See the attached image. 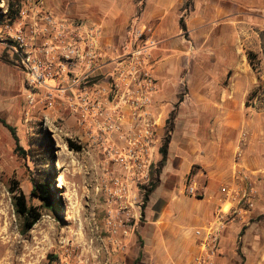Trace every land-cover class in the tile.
Instances as JSON below:
<instances>
[{"label":"crops","instance_id":"0c3cea01","mask_svg":"<svg viewBox=\"0 0 264 264\" xmlns=\"http://www.w3.org/2000/svg\"><path fill=\"white\" fill-rule=\"evenodd\" d=\"M190 1L184 8L188 0H45L57 18L98 29L105 47L123 44L133 28L152 29L158 41L152 68L161 123L184 89L174 106L159 185L137 228L144 261L151 256L154 264L193 261L199 251L194 230L213 222L229 202L234 165L250 179V173L264 171V109L251 108L255 97L264 100V0ZM0 64L20 72L16 64ZM173 166L176 175L168 173ZM168 177L178 194L165 191L153 202ZM186 187L198 196L185 194ZM235 228H224L215 264L230 263Z\"/></svg>","mask_w":264,"mask_h":264},{"label":"rangeland","instance_id":"374dc122","mask_svg":"<svg viewBox=\"0 0 264 264\" xmlns=\"http://www.w3.org/2000/svg\"><path fill=\"white\" fill-rule=\"evenodd\" d=\"M19 2L0 0V10L3 3L12 7ZM186 4L189 8L191 1ZM0 49V61L15 65L1 44ZM3 55L12 62L2 59ZM25 94L23 74L0 64V119L14 128L18 138L16 145L10 131L0 123V264H154L151 256L144 261L137 228L144 217L143 195L156 177L158 148L153 154L149 185L133 188L128 201L115 202L100 187L106 177L102 151L87 142L71 109L66 104L52 110L42 105L29 108ZM183 97L181 89L160 123V147L171 136L174 106ZM173 167L168 173L176 175ZM238 173L234 165L232 189L240 182ZM250 177L254 205L226 225L236 227L229 264H264V219L259 218L264 213V171L252 172ZM169 179L153 194V202L165 191L178 194ZM41 184L48 188V204L37 197L36 188ZM232 189L223 212L236 204ZM184 193L189 194L187 190ZM16 197H22L32 214L40 216L31 228L16 212ZM262 199L259 212L256 206Z\"/></svg>","mask_w":264,"mask_h":264},{"label":"built area","instance_id":"2783aa9c","mask_svg":"<svg viewBox=\"0 0 264 264\" xmlns=\"http://www.w3.org/2000/svg\"><path fill=\"white\" fill-rule=\"evenodd\" d=\"M0 14V44L23 74L28 107L52 110L64 102L71 109L87 142L102 151L106 177L100 187L115 202L128 201L133 188L147 187L161 128L152 68L158 41L152 29L133 28L123 44L105 47L98 29L57 18L45 0H20L12 7L3 3ZM251 108L264 109V100L255 97ZM240 156L238 149L236 158ZM238 172L240 182L232 189L236 204L194 230L199 251L190 264H215L226 225L253 207L252 181ZM186 190L191 195L196 191Z\"/></svg>","mask_w":264,"mask_h":264},{"label":"trees","instance_id":"16d2710c","mask_svg":"<svg viewBox=\"0 0 264 264\" xmlns=\"http://www.w3.org/2000/svg\"><path fill=\"white\" fill-rule=\"evenodd\" d=\"M184 8H187V4L184 5ZM0 17H1V14H0ZM181 26H182V28H184L183 24H181ZM248 58L250 59V63L253 66V55L251 53L248 54ZM2 59L6 60V61H11L10 59L6 58L5 55L2 56ZM0 123H2L3 126H5L10 131V133L12 134V137L15 141V144L18 145V138L15 136L14 128L9 126L8 124H5V122L1 119H0ZM169 141H170V138L166 137L163 144L159 148L160 159L157 163L156 177H155L154 181L152 182L150 188H148L143 195V204H142L143 208L142 209L145 208V206L148 202L149 196L152 194V192L159 185V175H160V173H161V171H162V169L165 166L166 161H167V152H168ZM151 169H153V165L151 166ZM151 175H152V173H151ZM45 185L41 184L36 188L38 191L37 197L42 202H46V204H48L51 201L50 200L51 198L49 197L48 188ZM15 206H16V212L19 215L24 216V219L27 222V227L31 228L39 220L40 216H37L36 214H32L33 211L26 207L22 197H16ZM142 215H143V210H142ZM259 218L264 219V213L261 216H259Z\"/></svg>","mask_w":264,"mask_h":264},{"label":"bare ground","instance_id":"6f19581e","mask_svg":"<svg viewBox=\"0 0 264 264\" xmlns=\"http://www.w3.org/2000/svg\"><path fill=\"white\" fill-rule=\"evenodd\" d=\"M65 104H64V102L62 103V105L61 106H64ZM35 106H37V103H36V105ZM60 107V106H59ZM35 109V108H34ZM114 140H116V141H118V142H121L122 140L121 139H119L116 135L114 136Z\"/></svg>","mask_w":264,"mask_h":264}]
</instances>
